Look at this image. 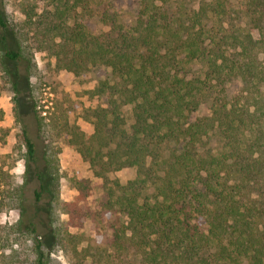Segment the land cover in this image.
<instances>
[{"label": "trees", "instance_id": "1", "mask_svg": "<svg viewBox=\"0 0 264 264\" xmlns=\"http://www.w3.org/2000/svg\"><path fill=\"white\" fill-rule=\"evenodd\" d=\"M24 15L10 24L0 0L3 80L17 109L39 53L97 77L89 93L104 103L82 111L93 133L70 122L65 102L51 123L103 179L100 207L113 219L106 244L80 247L70 227L90 213L60 197L57 152H39L24 122L40 184L31 202L24 183L13 188L21 216L0 224V264H62L54 251L67 264H264V0H131L122 11L116 0H47ZM124 169L136 176L109 179ZM69 181L85 199L89 180Z\"/></svg>", "mask_w": 264, "mask_h": 264}, {"label": "rangeland", "instance_id": "2", "mask_svg": "<svg viewBox=\"0 0 264 264\" xmlns=\"http://www.w3.org/2000/svg\"><path fill=\"white\" fill-rule=\"evenodd\" d=\"M129 1L131 0H116L118 9L124 10ZM242 1L233 0L234 6ZM46 2L47 0H4L8 21L10 24L20 22L25 18L24 13L30 8L35 12H41ZM90 26L98 31L105 29L98 19H93ZM2 33L0 28V36ZM7 34L9 44L15 47L16 41L12 31H8ZM35 60L37 73L29 81L21 82L22 93L17 109L13 93L3 80L0 70V110L3 111L0 120V175H2L0 178V224L11 225L20 219V209L16 201H12L13 188L24 183L25 197L28 202H31L34 199V191L40 184L35 165L30 163L28 166L26 161L27 148L22 136V124L25 122L28 124L30 135L36 142L39 152H44L47 145L51 146L53 152H57L60 170L64 175L59 187L60 197L69 203L76 202L85 212L90 213L88 217L85 215L81 217L80 226L70 227L71 232L83 238L80 247L87 246L92 239L106 244L111 236L108 223L113 218L106 215L100 207L106 194L103 179L94 176L89 162L66 142L64 134L58 132L51 123L55 105L59 106L61 102H65L69 108L70 122L79 125L87 135L92 134L93 126L82 117V111L83 108L104 103V97L92 96L89 93V90L96 86L97 77L90 73L76 76L67 70H59L55 65V59L47 53L37 54ZM34 97L39 99L38 115L43 117L45 123L41 130H38L36 123ZM4 173H7L8 177H3ZM75 176L88 179L90 182L91 189L85 199H78V190L69 181V178ZM135 176V169H124L111 173L109 179L125 182ZM62 218L68 220L67 215H63ZM52 257L61 261L62 264H67L60 251L52 252Z\"/></svg>", "mask_w": 264, "mask_h": 264}]
</instances>
